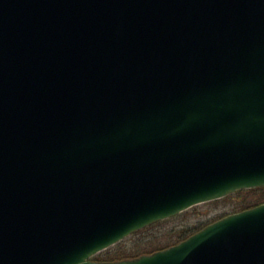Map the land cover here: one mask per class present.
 I'll return each instance as SVG.
<instances>
[{
  "label": "water",
  "instance_id": "95a60500",
  "mask_svg": "<svg viewBox=\"0 0 264 264\" xmlns=\"http://www.w3.org/2000/svg\"><path fill=\"white\" fill-rule=\"evenodd\" d=\"M259 187L264 0H0V264H264V203L91 260Z\"/></svg>",
  "mask_w": 264,
  "mask_h": 264
},
{
  "label": "rangeland",
  "instance_id": "374dc122",
  "mask_svg": "<svg viewBox=\"0 0 264 264\" xmlns=\"http://www.w3.org/2000/svg\"><path fill=\"white\" fill-rule=\"evenodd\" d=\"M261 203H264V189L255 188L236 191L221 199L196 205L183 212L178 219L163 224L158 229L154 228L152 231H146L141 234H132L116 245L95 254L91 259L95 261L98 259L119 261L146 255L148 253L142 251V248L145 246L143 243L149 241L150 237L156 239L157 237L163 236V241H158L160 243L156 244L154 247V249L157 248L155 251H158L161 250V247L170 245V243H166L167 241H165L164 236L173 229H179L182 227L192 228L199 225H204L205 227L226 215L240 212ZM138 250V254L135 253Z\"/></svg>",
  "mask_w": 264,
  "mask_h": 264
},
{
  "label": "trees",
  "instance_id": "16d2710c",
  "mask_svg": "<svg viewBox=\"0 0 264 264\" xmlns=\"http://www.w3.org/2000/svg\"><path fill=\"white\" fill-rule=\"evenodd\" d=\"M181 214H182V213H181ZM181 214H179V215L176 216V217H173V218H170V219H167V220H163V221L157 222V223H155V224H153V225H151V226H148V227H146V228H144V229H141V230H139V231H137V232H135V233H136V234H138V233L141 234V233H144V232H146V231H150V230L152 231V230H154V228H155V229H158V228L161 227L163 224H166V223H168V222L170 223L171 221H173V220H175V219H178V218L180 217ZM203 227H204V225H199V226H195V227H192V228H189V227L184 228V227H182V228H179V229L177 228V229H173V230H171L170 232H168V233L164 236L165 241H167L166 243H170V245H167V246L161 247V249L179 243L180 241L186 239L187 237H189L190 235L194 234L195 232H197L198 230H200V229L203 228ZM135 233H134V234H135ZM155 237H156V236H155ZM162 238H163V236H161V237H157L156 239H152V238L150 237L149 241H145V243H143V244H145V246L142 248V251H143L144 253H148V254L154 252V251L157 249V248L154 249L155 245L158 244V243H160V242H158V241L162 240ZM162 241H163V240H162ZM143 244H140V245H143ZM139 250H140V249H139ZM139 250L136 251L135 253L138 254ZM144 250H145V251H144ZM135 256H138V255H135ZM96 261H110V260H106V259H98V260H96Z\"/></svg>",
  "mask_w": 264,
  "mask_h": 264
},
{
  "label": "flooded vegetation",
  "instance_id": "af4514ba",
  "mask_svg": "<svg viewBox=\"0 0 264 264\" xmlns=\"http://www.w3.org/2000/svg\"><path fill=\"white\" fill-rule=\"evenodd\" d=\"M261 189H264V188H261Z\"/></svg>",
  "mask_w": 264,
  "mask_h": 264
}]
</instances>
